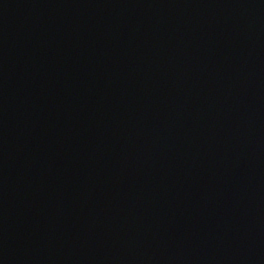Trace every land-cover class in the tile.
<instances>
[{
  "label": "water",
  "instance_id": "water-1",
  "mask_svg": "<svg viewBox=\"0 0 264 264\" xmlns=\"http://www.w3.org/2000/svg\"><path fill=\"white\" fill-rule=\"evenodd\" d=\"M0 264H264V0H0Z\"/></svg>",
  "mask_w": 264,
  "mask_h": 264
}]
</instances>
